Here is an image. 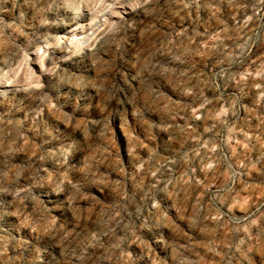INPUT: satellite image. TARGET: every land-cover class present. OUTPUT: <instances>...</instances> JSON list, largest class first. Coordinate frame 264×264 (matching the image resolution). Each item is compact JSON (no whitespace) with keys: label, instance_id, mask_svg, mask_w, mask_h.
<instances>
[{"label":"rangeland","instance_id":"obj_1","mask_svg":"<svg viewBox=\"0 0 264 264\" xmlns=\"http://www.w3.org/2000/svg\"><path fill=\"white\" fill-rule=\"evenodd\" d=\"M0 264H264V0H0Z\"/></svg>","mask_w":264,"mask_h":264},{"label":"bare ground","instance_id":"obj_2","mask_svg":"<svg viewBox=\"0 0 264 264\" xmlns=\"http://www.w3.org/2000/svg\"><path fill=\"white\" fill-rule=\"evenodd\" d=\"M87 40H82L80 42H78L77 46H82Z\"/></svg>","mask_w":264,"mask_h":264}]
</instances>
